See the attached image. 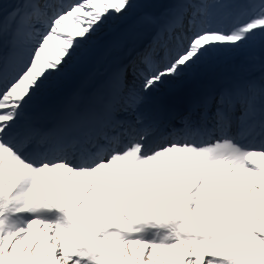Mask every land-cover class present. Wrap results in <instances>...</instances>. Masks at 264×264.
<instances>
[{
  "label": "snow or ice",
  "instance_id": "6c2138e0",
  "mask_svg": "<svg viewBox=\"0 0 264 264\" xmlns=\"http://www.w3.org/2000/svg\"><path fill=\"white\" fill-rule=\"evenodd\" d=\"M0 264H264V0H0Z\"/></svg>",
  "mask_w": 264,
  "mask_h": 264
},
{
  "label": "bare ground",
  "instance_id": "6f19581e",
  "mask_svg": "<svg viewBox=\"0 0 264 264\" xmlns=\"http://www.w3.org/2000/svg\"><path fill=\"white\" fill-rule=\"evenodd\" d=\"M63 3L67 4L68 2L62 1ZM50 52H53L50 48H49ZM99 55V53L97 54ZM94 61L92 62V59L87 62L86 64H77L76 65V71L74 73H72L70 76H68L67 78H65L64 81V86H63V90L66 89V87H68V85L74 80V79H78L80 77H82L85 73H88L91 71L92 66H94ZM106 62H104V59L102 61H100V63H98L96 66L98 67L99 71H104L105 67H106ZM193 84H187V86H177L175 88H173L172 90H165V92L163 93L165 100H179V101H183L185 98L188 99L190 93L196 88L198 87V85L195 84V87L192 86ZM54 98V97H53ZM73 181H75V177L73 178ZM55 180L53 181V183L55 184ZM35 227V226H34Z\"/></svg>",
  "mask_w": 264,
  "mask_h": 264
},
{
  "label": "rangeland",
  "instance_id": "374dc122",
  "mask_svg": "<svg viewBox=\"0 0 264 264\" xmlns=\"http://www.w3.org/2000/svg\"><path fill=\"white\" fill-rule=\"evenodd\" d=\"M71 19H69V21L67 22V27H66V31H69L70 32V30H72V28H71ZM49 48L53 51V52H55L56 51V49L50 44V46H49ZM238 62V61H237Z\"/></svg>",
  "mask_w": 264,
  "mask_h": 264
}]
</instances>
